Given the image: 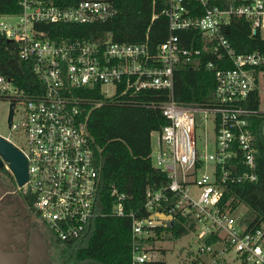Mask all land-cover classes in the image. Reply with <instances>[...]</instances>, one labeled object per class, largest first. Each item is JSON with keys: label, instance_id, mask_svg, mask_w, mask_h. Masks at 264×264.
<instances>
[{"label": "built area", "instance_id": "built-area-1", "mask_svg": "<svg viewBox=\"0 0 264 264\" xmlns=\"http://www.w3.org/2000/svg\"><path fill=\"white\" fill-rule=\"evenodd\" d=\"M152 1L162 5L161 15L168 20V38L157 46L120 43L112 33L96 40L58 41L44 28L107 23L119 12L105 1L60 7L46 0H20L22 13L10 16L18 18L15 26L0 17V35L20 46V58L33 62L45 86L43 94L28 96L0 76V97L15 104L11 131L26 137L25 147H17L28 162V181L19 189L33 200L35 212L58 242L82 238L103 213L98 211L101 164L81 107H100L101 102L73 92L99 88L104 98L113 99L121 87L123 94L166 90L170 98L158 108L169 124L159 132L151 159L168 183L147 190L145 217L127 213L124 196L113 211L131 218L132 264L158 259L147 241L158 238L157 228L174 226L178 217L190 221L199 240L203 259L195 264H264V218L248 216L244 205L240 207L246 211L222 204L231 185L259 180L250 120L258 113L248 105L264 79V50L239 53L227 33L233 21H244L252 36L264 40V0ZM204 56L215 60L206 67L215 70L216 99L205 105L180 104L173 95L175 74L198 67ZM108 87L113 88L110 95ZM210 117L214 138H206L199 148L197 129L206 130Z\"/></svg>", "mask_w": 264, "mask_h": 264}, {"label": "trees", "instance_id": "trees-1", "mask_svg": "<svg viewBox=\"0 0 264 264\" xmlns=\"http://www.w3.org/2000/svg\"><path fill=\"white\" fill-rule=\"evenodd\" d=\"M51 5L68 7L81 0H46ZM113 5L118 16L107 23L92 26L60 24L44 26L54 40H96L109 33L120 43H149L157 46L168 38V20L161 15V6L152 0H99ZM20 0H0V17L20 15ZM157 15L154 18V15ZM192 34V33H189ZM227 38L239 53L264 50V40L252 36L244 21H233ZM187 46H190L189 44ZM215 61L204 56L198 67L181 68L175 74L173 95L180 104L205 105L215 101V70L206 65ZM32 61L20 58V46L0 35V76L13 80L28 96L45 92V86L33 71ZM106 99L100 89H80L73 94L84 99L101 102L100 107L83 105L88 129L93 138L96 156L101 164V187L98 211L103 213L92 224L89 232L72 242H59L62 249L61 264H132V221L130 217L113 214L120 203L127 213L145 217L146 192L168 183L166 174L152 164V135L161 132L169 122L158 105L170 98L169 91L147 90L123 94ZM259 89L254 93L249 108L258 114L250 118L256 136V173L259 180L253 184L231 185L223 199V206L233 210L244 205L248 216L264 218V115L259 113ZM116 192V193H115ZM33 204V200L29 199ZM193 225L185 218H175L171 228L159 227L158 238L147 242L154 252L159 242L178 241L192 232ZM165 253V252H164ZM159 254V253H157ZM146 264H166L161 260Z\"/></svg>", "mask_w": 264, "mask_h": 264}, {"label": "flooded vegetation", "instance_id": "flooded-vegetation-1", "mask_svg": "<svg viewBox=\"0 0 264 264\" xmlns=\"http://www.w3.org/2000/svg\"><path fill=\"white\" fill-rule=\"evenodd\" d=\"M61 258L58 240L5 163L0 167V264H61Z\"/></svg>", "mask_w": 264, "mask_h": 264}, {"label": "rangeland", "instance_id": "rangeland-1", "mask_svg": "<svg viewBox=\"0 0 264 264\" xmlns=\"http://www.w3.org/2000/svg\"><path fill=\"white\" fill-rule=\"evenodd\" d=\"M4 21L15 26L18 23L17 17H7ZM108 91V94H112L113 88H105ZM259 92L261 97V104L259 112L264 114V79L259 83ZM10 100L8 98L0 97V135L9 138L14 146H19L24 148L26 145V137L16 131H11L8 125V114ZM20 116L17 113L15 120L19 121ZM214 122L212 117H210L208 128L205 130L204 127H199L197 129V140L198 147L204 148L206 138H214ZM159 132H155L152 135V157L157 150ZM246 211L244 207H240L239 211ZM199 240L194 233L190 232L188 235L179 239L178 241H168V242H159L157 244L156 250H158L157 257L158 260L165 262L166 264H195V261L198 259H203L199 253ZM165 252V253H164Z\"/></svg>", "mask_w": 264, "mask_h": 264}, {"label": "water", "instance_id": "water-1", "mask_svg": "<svg viewBox=\"0 0 264 264\" xmlns=\"http://www.w3.org/2000/svg\"><path fill=\"white\" fill-rule=\"evenodd\" d=\"M15 104L9 106L8 125L12 128ZM9 166L17 185L23 187L28 181V162L26 157L7 138L0 135V167Z\"/></svg>", "mask_w": 264, "mask_h": 264}]
</instances>
